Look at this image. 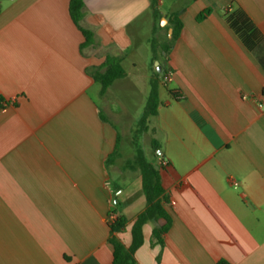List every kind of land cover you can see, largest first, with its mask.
Masks as SVG:
<instances>
[{"label": "crops", "instance_id": "0c3cea01", "mask_svg": "<svg viewBox=\"0 0 264 264\" xmlns=\"http://www.w3.org/2000/svg\"><path fill=\"white\" fill-rule=\"evenodd\" d=\"M69 2L0 0V264H113L112 216L129 247L147 207L142 139L171 226L163 245L166 221L144 226L136 264H264V0H158L157 19L151 0H85L84 49ZM108 56L125 77L102 95Z\"/></svg>", "mask_w": 264, "mask_h": 264}, {"label": "trees", "instance_id": "16d2710c", "mask_svg": "<svg viewBox=\"0 0 264 264\" xmlns=\"http://www.w3.org/2000/svg\"><path fill=\"white\" fill-rule=\"evenodd\" d=\"M158 0H151V9L154 13L155 19L158 18ZM69 12L72 21L76 27L82 32L85 37V42L82 45V49L92 46L94 44L93 31L82 27L81 22L85 16V0H70ZM211 11L206 10L198 16V20H204L210 15ZM230 23L232 27L241 31L247 26V22L239 15H233L230 17ZM170 25L173 28V35L170 40H167L163 45V50L168 55L180 36L183 29V24L177 16H173L170 19ZM166 72V71H165ZM93 77L96 82L102 86L101 94L104 95L107 89L117 80L125 77V70L122 66V59L108 56L103 66L94 70ZM159 106V96L157 87L153 84L152 92L145 110V115L142 118L138 131H144L146 121L149 116L157 114ZM155 148L159 150V146L153 143ZM116 156V153L112 155L111 160ZM129 166L132 168L139 167L142 173V186L143 192L146 198L147 207L145 211L139 215L137 220L132 226L131 235L132 243L129 247H126L118 238V235L126 228L127 221L122 217H117L115 221L110 223V243L114 248L113 264H136L135 253L144 244V226L149 221L165 220L166 224L153 231V236L157 239V242L163 245L161 236L167 233L171 226V219L163 206V199H165V190L162 186L161 177L159 171L155 166L148 163L142 151H138L135 161L130 162ZM166 200V199H165Z\"/></svg>", "mask_w": 264, "mask_h": 264}, {"label": "rangeland", "instance_id": "374dc122", "mask_svg": "<svg viewBox=\"0 0 264 264\" xmlns=\"http://www.w3.org/2000/svg\"><path fill=\"white\" fill-rule=\"evenodd\" d=\"M136 144L138 145V150L144 151V153L147 155V160L151 162L154 158V151L151 149L150 143L142 139L140 142L136 141Z\"/></svg>", "mask_w": 264, "mask_h": 264}, {"label": "built area", "instance_id": "2783aa9c", "mask_svg": "<svg viewBox=\"0 0 264 264\" xmlns=\"http://www.w3.org/2000/svg\"><path fill=\"white\" fill-rule=\"evenodd\" d=\"M172 77H173V73H172L171 70L168 71V72H165V73L163 74V78H164V80L167 81V82H170V81L172 80ZM6 107H7V103L4 104V108H3L2 110H5ZM115 219H116V218H115L114 216H112V221H115Z\"/></svg>", "mask_w": 264, "mask_h": 264}, {"label": "water", "instance_id": "95a60500", "mask_svg": "<svg viewBox=\"0 0 264 264\" xmlns=\"http://www.w3.org/2000/svg\"><path fill=\"white\" fill-rule=\"evenodd\" d=\"M159 71H160V69H159ZM157 169V168H156Z\"/></svg>", "mask_w": 264, "mask_h": 264}]
</instances>
